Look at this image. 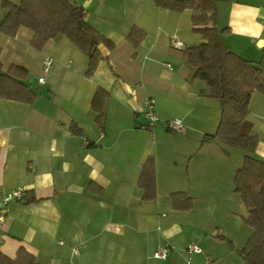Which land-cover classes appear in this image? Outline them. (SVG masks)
Returning a JSON list of instances; mask_svg holds the SVG:
<instances>
[{
  "label": "crops",
  "instance_id": "obj_1",
  "mask_svg": "<svg viewBox=\"0 0 264 264\" xmlns=\"http://www.w3.org/2000/svg\"><path fill=\"white\" fill-rule=\"evenodd\" d=\"M75 1L110 44H98L90 76L88 56L64 35L35 49L26 27L13 36L0 33L2 70L24 67L34 93L30 103L0 98V196L24 189L0 221V252L14 257L23 247L40 264H244L237 249L252 229L233 185L244 152L209 136L220 103L185 61L184 47L202 41L191 10L173 12L153 0ZM215 3L217 27L228 28L224 44L257 62L264 51L258 45L264 0ZM4 14L0 5V20ZM134 27L143 32L136 46L127 39ZM171 35L183 46L173 47ZM46 56L52 64L45 72ZM97 88L108 93L101 124L91 107ZM145 98L155 101L158 120L151 128ZM247 107L257 137L253 153L264 159V94L253 92ZM173 118L181 119L183 131L167 128ZM149 155L154 200L143 199L137 185ZM180 191L191 198L190 208L173 206L171 194ZM190 242L201 251L188 255ZM168 245L164 259L153 256Z\"/></svg>",
  "mask_w": 264,
  "mask_h": 264
},
{
  "label": "trees",
  "instance_id": "obj_2",
  "mask_svg": "<svg viewBox=\"0 0 264 264\" xmlns=\"http://www.w3.org/2000/svg\"><path fill=\"white\" fill-rule=\"evenodd\" d=\"M159 8L174 11L191 10L192 29L201 35L202 41L184 47L185 61L192 69V76L201 79L207 86V94L220 103V118L214 134L229 148L244 152L241 165L233 174L234 190L240 195L248 210L245 222L252 233L244 246L237 249L244 264H264V159L254 152L257 137L251 132L247 120L248 104L253 92L264 94V51L257 62L246 60L231 51L223 42L227 27L218 28L215 0H153ZM5 14L0 20V33L13 36L19 27L32 31L30 45L41 48L57 35L70 39L88 56L87 75L94 71L100 58L99 43L108 41L85 21V12L75 0H20L12 3L0 0ZM143 36L134 27L127 35L133 46ZM110 46V44H108ZM1 49V48H0ZM27 71L20 65H10L2 70L0 64V98L30 103L34 93L25 82ZM108 93L97 88L91 100L96 112V121L102 123L104 103ZM79 132L80 128L72 126ZM137 185L142 198L156 197V177L153 156L149 155L138 175ZM183 202L178 203L180 199ZM174 207L188 209L191 198L185 193L171 194ZM0 264H40L33 254L20 247L14 257L0 252Z\"/></svg>",
  "mask_w": 264,
  "mask_h": 264
},
{
  "label": "built area",
  "instance_id": "obj_3",
  "mask_svg": "<svg viewBox=\"0 0 264 264\" xmlns=\"http://www.w3.org/2000/svg\"><path fill=\"white\" fill-rule=\"evenodd\" d=\"M170 44L173 47H182L183 43L176 37V35H171L170 37ZM52 59L48 56L44 57L42 60V68L43 71H48L51 67ZM169 67V64H166ZM38 82H43V77H38ZM154 104L155 101L152 98H145L144 99V115L148 121L147 127L151 128L153 126V123H155L158 120V117L156 116L154 112ZM181 119L179 118H173L171 120H168L166 122V126L170 131H183L184 125L181 123ZM24 193V189L22 187L15 188L2 196H0V221L3 220L4 215L7 211V203L11 200H18L22 197ZM186 253L188 255L192 253H199L201 251V248L195 244L194 242H190L186 244ZM170 250V246H158L157 249H155L153 256L155 258H161L164 259L167 256L168 251ZM73 252H76V249H73Z\"/></svg>",
  "mask_w": 264,
  "mask_h": 264
},
{
  "label": "water",
  "instance_id": "obj_4",
  "mask_svg": "<svg viewBox=\"0 0 264 264\" xmlns=\"http://www.w3.org/2000/svg\"><path fill=\"white\" fill-rule=\"evenodd\" d=\"M258 45H264V41L259 40V41H258Z\"/></svg>",
  "mask_w": 264,
  "mask_h": 264
}]
</instances>
